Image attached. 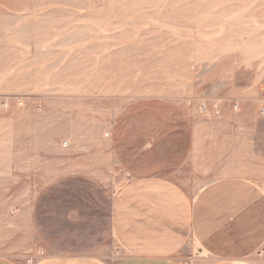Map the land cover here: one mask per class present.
I'll use <instances>...</instances> for the list:
<instances>
[{"label":"rangeland","instance_id":"obj_1","mask_svg":"<svg viewBox=\"0 0 264 264\" xmlns=\"http://www.w3.org/2000/svg\"><path fill=\"white\" fill-rule=\"evenodd\" d=\"M263 168L264 0H0V257L116 264L124 188Z\"/></svg>","mask_w":264,"mask_h":264},{"label":"crops","instance_id":"obj_2","mask_svg":"<svg viewBox=\"0 0 264 264\" xmlns=\"http://www.w3.org/2000/svg\"><path fill=\"white\" fill-rule=\"evenodd\" d=\"M211 181L194 198L150 179L114 199L109 225L125 256L116 264H264V168ZM54 243L75 242L67 239ZM31 264H110L47 248ZM0 264H15L0 257Z\"/></svg>","mask_w":264,"mask_h":264}]
</instances>
